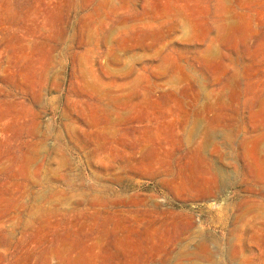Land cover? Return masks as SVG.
Wrapping results in <instances>:
<instances>
[{
  "label": "rangeland",
  "instance_id": "374dc122",
  "mask_svg": "<svg viewBox=\"0 0 264 264\" xmlns=\"http://www.w3.org/2000/svg\"><path fill=\"white\" fill-rule=\"evenodd\" d=\"M0 264H264V0H0Z\"/></svg>",
  "mask_w": 264,
  "mask_h": 264
}]
</instances>
